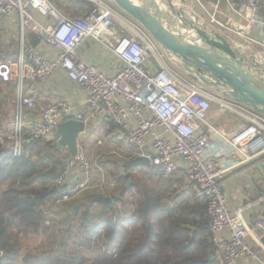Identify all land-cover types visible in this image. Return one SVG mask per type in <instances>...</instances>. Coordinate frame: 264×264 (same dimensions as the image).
<instances>
[{
  "label": "built area",
  "instance_id": "1",
  "mask_svg": "<svg viewBox=\"0 0 264 264\" xmlns=\"http://www.w3.org/2000/svg\"><path fill=\"white\" fill-rule=\"evenodd\" d=\"M261 2L248 0L245 14L251 23L264 28V21L257 15ZM34 12L52 18L55 23L42 25ZM13 13H18L23 31L35 32L59 55L53 61L34 48H22L18 59L0 61V78L13 82L18 93L17 114L10 136L12 155L22 156L27 146L53 135L62 122L87 121L65 101L44 107L39 120L27 122L25 119V109L36 108L34 100L24 93L25 82H44L62 68L69 79L89 92L91 118L121 128H128L129 118L135 119V127L128 130V143L144 149L151 137L152 154L148 157L153 166L171 174L178 169L179 159L191 164L190 180L196 185L197 196L207 203L212 240L223 251L226 264H234L239 258H255L248 237L252 230L259 240L263 238L264 214L249 228L228 208L223 185L238 169L264 154V115L248 110L245 117L249 124L245 128L232 136L222 133L209 119L213 103L220 104L222 110L237 109L195 86L186 87L176 79L152 74L146 66L148 58L154 56L162 64L161 57L150 36L139 26L131 23L136 31L134 35L108 42L105 34L111 30L116 17L108 4L96 1L83 20H76L52 0H0V20ZM213 21L225 27L219 20L213 18ZM90 39L107 45L121 60L123 67L116 75L110 76L80 58L81 47ZM155 127L162 128L173 139L157 135ZM214 136L231 150L227 163L220 160L219 154L210 153ZM94 167L84 151L67 158L62 173L52 182V188L58 192L56 203L79 197L90 186ZM224 231H228V237L221 236Z\"/></svg>",
  "mask_w": 264,
  "mask_h": 264
},
{
  "label": "crops",
  "instance_id": "2",
  "mask_svg": "<svg viewBox=\"0 0 264 264\" xmlns=\"http://www.w3.org/2000/svg\"><path fill=\"white\" fill-rule=\"evenodd\" d=\"M23 1L26 2L27 0ZM52 1L67 16L76 20H83L93 9L96 1L111 6L115 11L116 17L111 30L105 34L106 40L110 43L121 36H132L136 33L132 28L133 25L129 21H132V19L119 10L113 4L112 0ZM171 1L175 5L176 10L182 7L191 15L199 17L200 24L206 26L208 31H219L222 33L234 46L241 49L243 56L250 60H256L262 65V69L264 70V28L256 25V23H251L245 14L248 0ZM161 6L163 7L161 14L163 21L174 25V19H172L170 10L167 7V1L162 3ZM257 15L259 19L264 21V0L260 4ZM34 17L45 26L55 23L52 18L43 16L37 12H34ZM213 18L224 23L225 27L216 24ZM127 27H131V35L127 34ZM172 29L182 34L189 41H195L194 39L197 38L190 28ZM235 30L241 33H237ZM150 38L162 62V64L159 63L154 56L148 58L146 66L152 74H161L167 79H176L186 87L195 86L212 97L222 100L227 105L236 108L239 112L222 110L220 104L217 102L213 103L209 112V119L222 133L232 136L249 124L245 113L248 114V110L253 111V109L245 104L235 102L230 95L225 96L224 93H228L230 87H223L216 81H210L207 84L202 78H207L208 76H200L197 73L193 74L198 78L191 76L186 68L187 64L183 62L180 56L160 46L151 36ZM0 44L1 49L9 54L7 60L18 59L22 48L24 50L34 48L53 61L57 60L59 55L57 50L50 47L35 32L22 30L18 13H13L0 20ZM79 56L87 64L96 66L110 76L116 75L123 67L121 60L109 47L97 40H87L81 47ZM191 70L194 71L195 68H191ZM261 74L262 70H258V75ZM216 87L221 89L217 90ZM5 88L1 95L2 101L0 104V145L4 150H8L11 146L10 136L17 114L18 93L17 87L13 82L5 85ZM24 93L33 99L36 104L35 109H25V119L27 122L39 120L44 107L59 101H65L75 107L87 120L84 121L85 131L78 138V151H84L95 167L90 186L79 196L83 198L75 200L76 202H101L97 198L102 197L109 198L112 201V203L107 202L104 204H110L112 206L115 203L116 206L121 207V203L118 202L117 198L121 197L122 193H125L135 185L138 190L147 191L151 195L152 200H156L158 204V215L153 216L154 221L165 216L170 221V212L173 210V212L177 211L187 216H192L191 212L193 208L201 210L202 205L198 206V202L199 200L202 202L204 200L197 196L196 185L190 180L189 170L191 164L187 161L179 159L177 161L178 169L171 174L164 172L152 164L149 166L139 165L140 167L126 168L125 175L121 174V162L132 160L139 155H144V153V156L147 157L152 154L151 137H148L144 149H140L128 143V130L135 127V119L133 117L129 118L128 128H121L114 124L104 123L98 118H91V109L88 104L89 92L69 79L64 69L58 68L44 82L34 80L26 81ZM154 132L157 135L173 139L171 134L166 133L160 127H155ZM212 141L210 153L219 154L220 160L227 163L231 158L230 148L215 136ZM52 150H56L59 155H65L64 160L55 166L60 175L64 169L65 161L72 156H70L68 149L64 151L58 147L55 133L42 141L34 142L26 147V153L33 160L40 161L44 158V163L49 164L50 167H53L55 160V158L50 160L53 153ZM143 166H148V170H143ZM118 172L125 179L118 180L116 177ZM139 173L147 176L145 181L139 182L135 180V176ZM223 192L226 198V204L231 212L238 215L249 228H252L254 222L264 214V154L247 167L240 168L233 173L224 183ZM1 194L2 190L0 188V197ZM128 194H126L125 199L127 197L128 199L130 198ZM203 203L206 204L205 201ZM203 206L204 211H206L205 205ZM163 209H167V214L163 213ZM49 211L52 210L50 209ZM48 218L55 219L57 217L49 213ZM47 224H50V220L47 221ZM221 236L228 237V231L222 232ZM23 237L24 235H19V243L16 245L19 256L11 258L7 264H25L23 259L26 253L34 252L39 248V244L28 246L23 243L21 241ZM248 239L256 253V257L239 258L234 264H264V244L252 230ZM2 255L3 251L0 250V257ZM223 255V251L219 249L217 264H226Z\"/></svg>",
  "mask_w": 264,
  "mask_h": 264
},
{
  "label": "trees",
  "instance_id": "3",
  "mask_svg": "<svg viewBox=\"0 0 264 264\" xmlns=\"http://www.w3.org/2000/svg\"><path fill=\"white\" fill-rule=\"evenodd\" d=\"M8 58L0 44V59ZM7 84L0 78V104ZM53 163L50 167L44 158L35 161L26 150L15 157L0 145V264L19 256L16 245L20 234L49 236L63 219L68 221L65 236L56 239L59 234L53 229L55 239H45L36 251L26 253L25 264H217L219 249L212 240L205 200H199L201 210L193 208L192 216L173 210L170 221L166 216L154 221L156 200L133 185L117 198L121 207L75 201L55 215L47 204L64 203H56L58 192L52 188L59 175L55 166L61 160ZM116 177L125 179L119 172ZM49 213L57 218L49 219ZM163 213L167 214V209Z\"/></svg>",
  "mask_w": 264,
  "mask_h": 264
},
{
  "label": "water",
  "instance_id": "4",
  "mask_svg": "<svg viewBox=\"0 0 264 264\" xmlns=\"http://www.w3.org/2000/svg\"><path fill=\"white\" fill-rule=\"evenodd\" d=\"M167 1L174 25L165 23L161 17L162 3ZM113 4L136 23L145 33L150 35L160 46L173 54L180 56L185 62L191 76L202 78L207 82L216 81L223 87H230L225 96L245 104L257 114L264 115V70L256 60H250L242 55L241 49L234 46L226 36L219 31H208L202 26L199 17L191 15L180 7L176 10L171 0H112ZM175 29L190 28L196 35L195 41L187 40ZM191 68H195L194 71ZM258 70L262 74L258 75ZM222 87V88H223ZM217 90L221 88H217ZM85 131L82 120L70 119L59 124L55 139L58 147L69 150L70 156L78 153V138ZM139 165H151L149 157L139 155L132 160L121 162V174L125 169ZM103 203H112L109 198H97ZM264 244V236L261 239Z\"/></svg>",
  "mask_w": 264,
  "mask_h": 264
},
{
  "label": "rangeland",
  "instance_id": "5",
  "mask_svg": "<svg viewBox=\"0 0 264 264\" xmlns=\"http://www.w3.org/2000/svg\"><path fill=\"white\" fill-rule=\"evenodd\" d=\"M131 23H133L134 25H137L136 23H134V22H132L131 20H129ZM120 22V21H119ZM128 22V21H127ZM138 26V25H137ZM127 29H128V31H126L127 32V34L128 35H131L132 34V30L130 29V28H128L127 27ZM4 89H6L5 88V86H4ZM46 151V150H45ZM52 155H51V157H50V160H52L53 158H55L56 160H58L59 159V161L61 160V161H63L64 160V156L65 155H59V153L56 151V150H52ZM63 158V159H62ZM140 167V166H139ZM139 167H137V168H139ZM144 168H143V170H148V166H143ZM115 172V171H114ZM136 175V174H135ZM147 176L144 174H142V173H139V174H137L136 176H135V180H137V181H139V182H142L143 180L145 181V178H146ZM131 181V180H130ZM129 181V182H130ZM2 190V189H1ZM1 198V197H0ZM80 198H83L82 196L81 197H77L76 199H74V200H72V201H70V202H68V203H64V204H62V205H56L55 206V204H52V206H51V204L50 203H48L47 204V209L48 210H53V211H55L56 212V214L55 215H58V213L59 212H61L63 209L64 210H67V209H69L70 208V206L72 205V204H74L75 203V200H78V199H80ZM53 214V213H52ZM65 216V215H64ZM64 216H62V217H60V218H63ZM67 220V219H66ZM66 220L65 219H63V220H60L58 223H57V225H56V227H53V229L54 230H56L55 232H57L59 235H58V237L56 238V239H62L63 238V236H65V232H66V229L67 228H65L66 226L65 225H67L68 224V221L66 222ZM53 229H51L50 230V234H49V236H47V235H45V234H40V235H35V234H33V233H29L28 235H24V237L21 239V241L23 242V243H25L26 245H28V246H35V244H40V242L41 241H43V240H45V239H47L48 241H51V239L52 240H54L55 239V233H54V230ZM56 233V234H57Z\"/></svg>",
  "mask_w": 264,
  "mask_h": 264
}]
</instances>
